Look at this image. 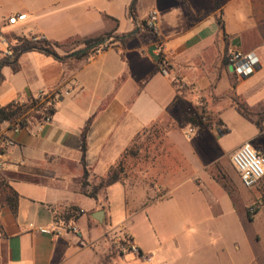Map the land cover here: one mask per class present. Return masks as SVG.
<instances>
[{
	"label": "crops",
	"instance_id": "crops-1",
	"mask_svg": "<svg viewBox=\"0 0 264 264\" xmlns=\"http://www.w3.org/2000/svg\"><path fill=\"white\" fill-rule=\"evenodd\" d=\"M135 1L0 0V29L17 38L40 37L60 45L73 41V53L84 47L82 41L135 32L129 16ZM155 2L158 33L152 39L143 40L151 31L143 28L126 48L116 43L99 55L66 61L29 52L21 57L19 72L3 69L0 109L41 92L58 91L62 99L52 123L42 129L33 123L16 133L14 123L0 126V141L3 136L14 142L0 159L5 166L0 169V264H260L257 253L259 248L264 252V238L251 233V246L246 228L264 225V205L254 194L259 211L250 218L248 205L239 214L233 193L242 185L240 175L232 151L219 148L217 138L224 134L216 133L210 116L232 109L247 117L256 129L236 149L251 144L264 154V76L258 77L264 72V0ZM136 10L139 23L147 22L140 19L138 0ZM17 15L27 18L9 25ZM175 15L185 19L184 27L161 32V18ZM216 25L219 32H210ZM250 30L261 40L256 49L261 66L240 79L225 60L243 51L242 35ZM3 52L0 47V59ZM160 58L170 63L167 76L159 71ZM176 76L190 87L178 92ZM230 94L239 97L247 112L237 104L217 109L216 99ZM190 127L195 129L191 136ZM151 130L167 133L153 141ZM84 144L88 190L112 168H123L122 180L97 199L82 192ZM188 187L194 189L191 195ZM253 190L264 197V180ZM181 191L184 204L175 203ZM112 192L122 199L123 220H114ZM202 193L211 195L204 203L195 197ZM14 195L15 212L7 203ZM144 212L146 220L137 221ZM55 223L79 231L58 237L39 232ZM124 237L143 258L119 247ZM239 243L245 253H238Z\"/></svg>",
	"mask_w": 264,
	"mask_h": 264
},
{
	"label": "built area",
	"instance_id": "built-area-1",
	"mask_svg": "<svg viewBox=\"0 0 264 264\" xmlns=\"http://www.w3.org/2000/svg\"><path fill=\"white\" fill-rule=\"evenodd\" d=\"M27 15H17L11 17L8 20L9 25H17L19 22L26 20ZM159 20V14L156 10L152 11L149 15L147 26L152 31H158L157 25ZM40 37H34L33 40H41ZM0 44L4 47V55L7 57L13 55L14 44L11 42L6 35L0 29ZM102 53V50L97 51V55ZM261 66L260 57L256 52L244 53L243 51H235L228 55L227 67L232 70V74L245 79L253 76L257 73ZM159 71L164 75H169L171 72V66L168 60L163 58L159 64ZM174 84L181 92L182 89L187 87V83L180 78L174 79ZM62 99V95L58 91L53 92H41L34 96V100L37 101V106L31 109L23 118L19 119L13 124L14 132L18 133L22 130L29 128L33 123H38L40 129L43 126L52 123L53 115L56 112L58 105ZM16 104L23 106L25 104H31L29 99H18L15 101ZM14 146V142L5 137H1L0 159L5 154L6 150ZM232 163L240 175L241 183L249 190L257 188L260 183L264 180V154L258 152L251 144H244L235 151L232 156ZM0 162V169H4ZM1 212V211H0ZM78 228L73 225H61L55 223L51 227L40 228L39 232L42 234L52 235L55 237L61 236L64 233H78ZM119 247L125 251L134 254L137 257L143 258V255L139 247L129 238H120L118 241Z\"/></svg>",
	"mask_w": 264,
	"mask_h": 264
},
{
	"label": "rangeland",
	"instance_id": "rangeland-1",
	"mask_svg": "<svg viewBox=\"0 0 264 264\" xmlns=\"http://www.w3.org/2000/svg\"><path fill=\"white\" fill-rule=\"evenodd\" d=\"M141 2V6H142V10L139 13L140 15V19L141 20H146L148 22L149 19V14L150 12L153 10V5L156 3V0H138ZM185 23V19L181 18L180 16H174V17H167V18H161V22H160V27L159 29L161 30V32L163 33H167V32H171V30H173V27H177V25L179 26V30H181L184 26L183 24ZM215 31V33L219 32V27L218 25L213 27V30H211L210 32ZM182 32H185L184 30ZM153 35H155L154 31H150L147 32L144 37L143 40L147 41L148 39H150L151 37H153ZM6 37L13 42L14 45H16L18 43L17 41V36L15 34H11V35H6ZM152 39V38H151ZM75 43L69 42L66 44L61 43L60 47H55V51L61 56V55H65L66 53H69L70 51H72L75 48ZM0 47L2 48L3 46L0 44ZM225 68V67H224ZM230 73H232V70H229ZM221 78H225V74L222 71V73H220ZM264 76V72H261L259 74V78L261 80V78ZM176 78H180L179 76H176ZM234 78V81H237V79ZM175 79V77H174ZM237 83V82H236ZM236 83H234L233 85L236 86ZM190 87V85L187 83V87L185 89H182V91L188 89ZM227 97H224V99H216V105H217V109L218 110H222V109H226V107H228V105L230 104H237L238 108H244V104L241 103L239 97H235L233 96V94H230ZM209 102V101H208ZM214 101L211 100L209 102L210 107L214 106ZM212 109V108H211ZM245 112H247V109H243ZM214 111V110H212ZM248 117H250L248 115ZM254 120H257L256 117H253ZM210 120L211 123H213L215 125V129H216V133L217 134H224L223 138H217L218 139V146L219 148L225 150L226 152L232 151L230 158L232 159L233 154L235 153V151L237 150L236 148L242 144L244 142V140L250 136L253 132L252 128L256 129L255 126H253L252 121L250 120L249 122H247V117L243 116L242 114L238 113L235 110H226L224 115H219L216 114L215 115H211L210 116ZM168 123L173 124L175 127H177L178 123H173V121H169ZM204 123H210L209 121H206ZM227 125H226V124ZM195 129L193 127H190L188 130V134L191 136L195 131ZM166 131H163L160 133H156L155 130H151L150 133H148V138H150L151 140L155 141V140H161L164 139L166 136ZM175 138H177L179 140V138L177 136H175ZM206 139V137L204 138V140ZM151 183V181H148ZM216 188L218 191H222L219 189V186L216 185ZM234 188V187H233ZM236 188V187H235ZM192 190H194L192 187H188L187 188V194L191 195L192 194ZM115 191V190H114ZM258 190H249L247 188H245L242 185H239L238 188L236 189V191H234L235 193H233V199L234 202L238 204L239 206V214H243L244 211V207L248 206V205H252V207H254V199H253V195L255 194L257 196L256 202L261 203L262 205H264V197L262 196V193L260 192H256ZM219 192V193H220ZM264 192V191H263ZM113 195L111 194L110 196V206H111V210H112V214L114 217L115 221H119V220H123L126 217V212L122 206V199L120 198V195H117L115 192H112ZM115 193V194H114ZM223 194V198H226L227 200V195H225V193H223V191L221 192ZM188 195V196H189ZM174 202L175 203H179V204H184V196L182 191L176 193V195L174 196ZM195 197L197 198V200L199 199L201 202H206L210 199L211 195L209 193H202L201 195L195 194ZM235 215V214H234ZM147 218V212L144 213H139L138 216L136 217L137 221H145ZM253 232H258L261 239L264 238V225L262 224H258L256 226H249L246 228V233L248 237V243L251 244V246H253L254 243V239L252 238L251 233ZM253 239V240H252ZM245 239L242 237V241H244ZM245 243V242H244ZM239 246L241 248V251L238 253H245L244 250V246L243 244L239 243ZM255 249H256V245ZM234 253H236L237 251L235 250V245H234ZM250 245H249V252H250ZM257 250V249H256ZM264 251V250H263ZM263 253V255H262ZM259 255V263L260 264H264V252H262V248L258 249V253Z\"/></svg>",
	"mask_w": 264,
	"mask_h": 264
},
{
	"label": "trees",
	"instance_id": "trees-1",
	"mask_svg": "<svg viewBox=\"0 0 264 264\" xmlns=\"http://www.w3.org/2000/svg\"><path fill=\"white\" fill-rule=\"evenodd\" d=\"M136 3H137V0L131 6L130 12H129L130 18L137 25V29L135 32L126 34V35H118L115 32H113V33H109L100 38L82 41L80 43L84 46L83 48L92 47V46L94 47L91 50L87 51L86 53L81 54L80 56L76 57V59L90 58L92 56H96L98 50H102V52L107 51L109 48H111L116 43H120L123 48H126L128 44L139 34V32H141L143 28L147 30H151L148 28L147 22H143L142 25L139 23L138 14L136 10ZM154 32L156 34L158 33V31H154ZM33 38H25V37L18 38L17 39L18 43L14 45L13 55L9 57L5 56L4 58L0 59V86L5 80L3 69L6 67H11L14 72H19L20 59L26 53L41 52L45 55L52 56L56 59H62L63 61H66L71 57L72 53H69L68 55L62 57L55 51L54 49L55 47H60L59 43H51L46 39L34 41ZM241 40H242L241 47L244 53H250L254 51L257 52L256 49L261 44V40L256 30H250V31L245 32L242 35ZM102 42H105V43L101 44L100 46H97L98 43H102ZM162 60L163 58H160L159 63H161ZM225 63L227 65L228 56L226 57ZM28 99L31 104H25L23 106H20L14 102L5 108H1L0 109V126L6 122H10L11 124L16 123L19 119L23 118L31 109L37 106V101L34 100V96H30L28 97ZM88 129H89V125L86 127L84 133H87ZM0 153H3V150H0ZM83 153H84L83 161H84V166H85V173L81 181L82 192L83 194H85L86 196L90 198L97 199L99 194L102 191H106L109 187H111L112 185L122 180L123 168L121 167V165L119 167L112 168L105 178L101 179V181L97 185L93 186L91 190H88V187H90V184L88 182L90 174L85 164V154H86L85 144L83 146ZM1 183L2 182L0 178V186H1ZM17 198L18 196L14 195L13 197H10L7 200L8 205L12 208L14 212L17 209ZM259 209H260L259 204H255L254 207L250 208L248 211L250 218H252V216L256 214L259 211Z\"/></svg>",
	"mask_w": 264,
	"mask_h": 264
},
{
	"label": "water",
	"instance_id": "water-1",
	"mask_svg": "<svg viewBox=\"0 0 264 264\" xmlns=\"http://www.w3.org/2000/svg\"><path fill=\"white\" fill-rule=\"evenodd\" d=\"M105 42H102V43H98L97 46H100L101 44H104ZM94 46L92 47H86V48H83V49H80L78 51H75L74 53L71 54V57L72 58H76L78 56H80L81 54H84L86 53L87 51L91 50Z\"/></svg>",
	"mask_w": 264,
	"mask_h": 264
}]
</instances>
